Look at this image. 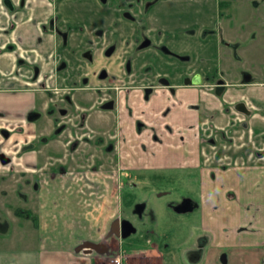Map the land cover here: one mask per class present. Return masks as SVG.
<instances>
[{"label":"rangeland","instance_id":"1","mask_svg":"<svg viewBox=\"0 0 264 264\" xmlns=\"http://www.w3.org/2000/svg\"><path fill=\"white\" fill-rule=\"evenodd\" d=\"M88 1L90 5L94 1L100 2ZM246 1L245 6L244 3L239 5L237 19L239 21L232 33L222 28L226 22L219 16V0H173L152 10L151 16H156L154 22L162 30L163 35L171 41L177 52L186 57L183 61L173 57L171 66L165 68L157 65L155 72L168 74L172 82H184L197 74L209 78V82H215L219 77L225 81L243 80L250 74L256 80L264 79V39L258 37L255 40V35L249 38V34L255 30L257 35H263L264 0L243 2ZM254 1L259 6L254 7ZM99 7L102 8L96 6L92 9L90 6L93 13L90 18L81 17L69 26V30L80 32L78 38L73 41V48L68 51L74 53L75 57L85 49L86 43L90 44L87 36L89 30L106 28L108 17L100 14ZM63 10L67 11L65 8ZM246 19L250 20V23L247 24ZM211 28L217 30L215 35L208 32ZM83 30L87 32L84 33ZM18 37L21 38L20 35ZM224 39L234 42V45L228 47ZM101 41L102 39L99 40ZM16 44L10 43L14 47ZM113 58L115 57L104 58V62L98 68L108 64ZM74 73L83 77L79 85H96L97 79L92 69L84 70L75 62L72 64L70 62L69 68L56 76L55 85L50 86L52 92L66 87L67 81L64 78L68 79ZM134 84L136 82L111 86L106 80L101 81L99 89L81 91L77 112L72 120H69V117L64 118L59 111L60 107L69 109L68 104L62 105L58 100L59 96L54 97L56 101H48L51 110L55 109L54 113H48L43 108V91L12 95L11 98L14 97L16 100L7 99V105L1 102L2 106L5 105L4 107H8L9 110L8 117L0 120L6 121L13 128L9 129L3 125L0 127V164L7 167L14 163L23 167L34 160L41 164L40 169L29 177L0 181V237L6 234L8 242L13 241L9 246L39 248L43 244V248L47 250L71 247L84 251L81 247L87 242H93L111 247L116 245V239L119 238L111 229L112 223L127 217L139 227L140 223H143L145 229L141 231L138 228V231L120 239L121 254L130 252L135 248V243H146L149 236L157 243L162 235L171 242L176 240L175 245L164 249L170 250V253L177 257L184 254L181 243L187 234L183 232V222L179 223L181 226L178 230L177 227H167V221L171 220L169 215H176L169 208L176 209L187 198L186 172L181 166L170 165L169 161H159L160 150L157 143L163 139L158 134L157 137L141 141L139 133L137 134L133 128H125L131 121L143 120L139 114L133 115L134 108L130 111L129 101L136 94L134 90L128 89ZM108 87H111V92H107ZM111 96L116 98V107L102 109L100 101L110 99ZM138 96L146 102L143 90ZM81 107L87 108L90 112L88 126L98 133L88 129L86 123H83L86 127L80 123L76 125L80 119L78 113L81 112ZM62 122L70 125L73 136L70 135V131L63 133L52 141V147L44 144L43 137L35 139L31 133L34 128L32 125L35 124L43 136H48L54 126L57 127L63 124ZM3 131H8L9 135L6 136ZM27 132L30 135H26ZM110 135L114 138L109 142ZM98 136L105 138L104 147H109V143L114 144V149L110 153L108 148L103 150L107 153L105 158L108 162L102 161L100 165L96 163L93 171H87L91 166L82 167L72 157L81 160L83 154H90V159L96 158V155L93 156L95 154L93 141L97 140ZM23 138L28 140L26 148L19 149ZM74 139L81 143L80 150L71 155L67 142ZM167 147L166 150L171 148ZM49 149L53 153L49 152ZM54 153L63 156V164L71 172L64 177L50 179L48 172L55 170L61 163L57 156L55 158L49 156ZM1 156L10 162L5 163ZM103 156L101 154L100 158ZM180 156L178 158L182 161ZM126 163L129 164L128 167ZM120 164L126 166L130 173L143 174L144 181L134 179V175L132 177L137 186L129 182L127 187L122 189L123 167L120 170ZM142 206L145 210L140 209ZM155 224L161 232L157 237L151 232ZM169 229L171 232L166 233ZM106 251L92 252L102 255ZM107 259L109 258L102 255L99 264H106Z\"/></svg>","mask_w":264,"mask_h":264},{"label":"crops","instance_id":"2","mask_svg":"<svg viewBox=\"0 0 264 264\" xmlns=\"http://www.w3.org/2000/svg\"><path fill=\"white\" fill-rule=\"evenodd\" d=\"M21 2L0 0V119L8 117L9 109L4 106L15 99L12 95L43 91L44 75L51 81L56 78L57 38L43 28L54 12V4L49 0H25L22 5ZM262 34L254 33L255 40L264 39V32ZM13 42L17 43L16 47L10 45ZM146 82L142 80L131 87L136 96L129 101L130 111L134 108L135 116L147 113L161 118L165 108L163 96L154 95L146 102L138 96ZM173 83L175 93L170 96L171 112L166 120L172 130L159 131L158 136L163 141L157 144L159 161H169L170 165L181 166L186 172L188 208L177 210L182 204L176 209L169 208L176 215L168 214L171 220L167 221V227L177 228L183 222V232L187 234L181 243L184 254L177 257L164 249L175 245L176 240L171 242L162 235L156 243L149 236L146 243H135V248L123 254L126 256L124 264H264V162L259 158L264 150V79L256 80L250 74L249 79L226 80L227 92L221 98L206 86H197L191 81ZM2 101L6 103L3 106ZM236 101H245L252 110L251 116L228 113L226 108ZM206 123L214 124L227 137L234 135V143L225 137L215 148L207 144ZM2 125L13 128L0 120V127ZM32 126L35 139L43 137L36 125ZM143 135L139 137L141 141L150 139ZM27 141L23 138L19 149L26 148ZM166 146L171 148L166 150ZM215 155L224 157L225 162L214 159ZM1 158L5 163L10 162L4 156ZM40 167L38 160L23 167L14 163L7 167L0 164V181L29 177ZM127 170L126 186L129 182L137 186L134 175V179L144 181L143 174ZM174 220L178 222L173 223ZM140 225L134 223L136 231L145 227L143 223ZM157 227L155 224L151 231L155 237L161 233ZM169 232L170 229L166 233ZM7 238L6 234L0 237V264H99L102 255L110 259L121 254L123 237L119 236L116 245L102 255L71 247L47 250L43 244L39 248H16L9 246L13 241L8 242Z\"/></svg>","mask_w":264,"mask_h":264},{"label":"flooded vegetation","instance_id":"3","mask_svg":"<svg viewBox=\"0 0 264 264\" xmlns=\"http://www.w3.org/2000/svg\"><path fill=\"white\" fill-rule=\"evenodd\" d=\"M49 1L54 4V12L53 14H51L48 21L43 25V28L46 32L54 34L57 38L58 56L56 57V76L63 71H66L69 68L70 62L71 64L75 62L80 66V68L84 70L92 69L97 80L95 83L96 85L94 86H90L89 84L79 85L83 81V77L76 76V74L74 73L68 79L64 78V80L67 81L66 87L55 89V92H52L50 86L55 85V80L51 81V79H49L47 75H44L42 87L43 108L50 114L54 113L55 109L51 110L50 103L48 104V101L55 100V98L59 96L58 100L62 103V105L68 104L69 106V109L60 107L59 111L62 112L64 118L69 117V120H72L77 112V108L79 105L78 101L81 98V91L99 89L101 81L106 80L111 86L126 85L131 84L132 82H136L137 84L141 83L142 80H146V83L148 84H146L142 88L143 93L147 99L146 101H149L154 95L163 96V104H165V108L161 112V118H158L155 114L147 115V113H145V115L143 116L146 117L144 118L143 116L140 117L141 115H139V117L143 118V120H138L136 122L131 121L132 125H126L125 128H133L137 134L139 133L140 138H142V136H145L143 134H146L147 137L154 138L157 137L156 134H158L159 131H171L172 126L166 120L171 112V106L168 104V102L170 96L175 93L174 83L172 82L168 74L158 73L157 71L155 72V69L157 65L168 68L173 64V57L177 58L180 61L185 60L186 57L182 53L177 52L175 48H173L171 41H169L168 38L163 35L162 30L159 29L158 25H156V23L154 22V18H156V16H151V11L167 5L173 0H100V2L98 3H96L97 1L92 2L93 4L91 5L88 0ZM243 1L244 0H219V16L223 17L226 22V25L224 24V26L222 27L224 31H230V33L234 32L235 26L239 21L237 20L239 16V5L241 3H244V5L247 4V1ZM251 1L253 0H248L249 3H251ZM24 2L25 0H22L21 5ZM256 5L259 4L254 1V7H257ZM90 6L92 7V9L96 6H102L103 9L99 7L98 11L100 12V14L106 15L108 17V23L105 29L94 28L88 31L89 34L87 36H89L88 42H90V44L88 45V43H86L85 49L79 54L78 57H75L74 53H70L68 51L73 48V41L78 38L80 32L73 29L69 30V26L73 25V22L77 21L81 17L90 18L93 15ZM63 8H65L67 11L63 10ZM224 10L228 12H224ZM245 21L247 24L250 23V20L248 19H246ZM74 24H76V22ZM262 25H264V21ZM84 31L85 30H83V32ZM208 32H210V35H215L217 30L211 28ZM256 32V30L254 32H251L249 36L251 34L253 35ZM101 39L102 41L99 42V40ZM224 42H226V45L228 47L234 45V42L229 40L224 39ZM144 44L147 45L144 46ZM60 51L62 53H60ZM110 57L115 58L109 61L108 64L98 68V66H100L101 63L104 62V58L108 59ZM35 70H37V68ZM35 76H37L36 71ZM193 77H195V75ZM193 77L188 78L186 81L184 80V82H192ZM202 77L204 80L203 84L197 86H206V88H208L213 95L220 98L227 92V83L224 80V93L222 95L216 94L218 81L221 80V77H219L215 82L210 81V83H208L209 78H205V76L203 75ZM249 78L250 75H247L245 77V79ZM68 82L70 83L68 84ZM58 90L63 92H60ZM106 90L107 92H111V87H108ZM128 90L130 91L131 88ZM241 102L245 103L246 108L252 112L245 101L231 102L229 104V107L226 108V111L232 115L241 113L247 117L251 116V114L247 115L237 109L236 105ZM100 103L102 109H114L116 107L117 101L116 98H113L111 96L110 99L101 100ZM78 114L80 115V119L78 120V124L76 123V125H79V123H86L88 129L95 131L94 128L88 126L89 119L91 117L88 109L85 107H81V112ZM78 114L77 116H79ZM133 115H135V113ZM62 123L63 124H60L61 126H54L50 135L43 136V142L45 145H49V147H52V141L67 131H70V135L73 136L72 128L69 127L70 125H67V123L65 122ZM206 125H208L210 129H213V135L209 138L205 137L207 144L217 146L220 139H225V137H227L225 132L220 131L217 127H215L214 124L210 125L206 123L205 126ZM105 132L103 131V133ZM4 133H7L9 135L8 131H4ZM109 138L110 142L114 137L110 135ZM226 139L233 142L232 139ZM93 142L95 152L93 156L96 155V158L90 159V154H83L81 160L79 158L72 157L73 159L78 161L80 163L79 165L82 167L91 166L90 170L88 169L87 171H93L92 169H95L94 166L96 163L100 165L102 161L108 162V160L105 158V155L107 153H105L104 151L108 148V152L110 153L114 149V144L110 145L108 143L109 147H104L105 138L103 136H98V139L94 140ZM67 144L68 150L71 155L72 153L80 150L81 143L76 142L75 139L73 141H68ZM48 151L51 152V149H49ZM99 151L104 155L102 159L100 158L101 154H99ZM51 153H53V151ZM49 156L51 158H55V156H57V160L61 161V163L57 165V168L55 170L48 172L50 179L64 177L71 172L63 164V156L56 155V153L49 154ZM215 158L216 160H219L220 157L217 158V155H215ZM73 159L70 158V160ZM90 161H92V163ZM51 164H53V162H51ZM119 167L120 170H122L123 166L121 164L119 165ZM121 172L123 173L121 178L123 183L122 189H124L127 187L125 181L126 168L123 167V170ZM141 208H143V206L140 207V209ZM128 221L134 225V222L126 217L123 219L121 218L119 220V224L116 223L117 221L113 222L111 225V229L113 230V232H115V230L127 232L129 228H131ZM106 249H109V246H106Z\"/></svg>","mask_w":264,"mask_h":264},{"label":"water","instance_id":"4","mask_svg":"<svg viewBox=\"0 0 264 264\" xmlns=\"http://www.w3.org/2000/svg\"><path fill=\"white\" fill-rule=\"evenodd\" d=\"M147 44H144V46H146ZM204 82L203 80V77L199 74L195 75V77H193L192 79V83L194 85H202ZM225 91V83H224V80H219L218 81V85H217V88H216V94L217 95H222ZM237 109L244 112L245 114L247 115H250L251 114V111L249 109L246 108L245 106V103L241 102V103H238L236 105ZM5 135H8L7 133H4ZM183 207L179 206L177 207V210H184V209H187L188 208V204H189V201L188 200H185L183 201L182 203ZM185 204V205H184ZM119 224V220H117V222ZM128 223L130 224L131 228H129V230L127 232H121L120 230H115L114 233H116L118 236H121L123 238L127 237L128 235H130L131 233L135 232L136 229L135 227L133 226V224L131 222L128 221ZM86 253H90L92 252L93 250H96V251H99V252H102L104 250H107L106 249V246L103 245L102 243H93V242H87L85 243L82 247H81Z\"/></svg>","mask_w":264,"mask_h":264},{"label":"built area","instance_id":"5","mask_svg":"<svg viewBox=\"0 0 264 264\" xmlns=\"http://www.w3.org/2000/svg\"><path fill=\"white\" fill-rule=\"evenodd\" d=\"M213 129H210V127L208 125L204 126V132L206 133V137L209 138L213 135ZM228 135V134H227ZM216 136V135H215ZM228 139H232L233 143L235 141V136L234 135H229L227 137ZM213 148H215L216 146L211 145ZM260 160H262L264 162V154L259 155ZM215 159V157H214ZM219 161H223L225 162V158L224 157H220ZM232 161H229V164H231ZM126 259V256L123 254H116L113 255L110 259H108V262L106 264H124V261Z\"/></svg>","mask_w":264,"mask_h":264},{"label":"trees","instance_id":"6","mask_svg":"<svg viewBox=\"0 0 264 264\" xmlns=\"http://www.w3.org/2000/svg\"><path fill=\"white\" fill-rule=\"evenodd\" d=\"M263 113H264V111H263Z\"/></svg>","mask_w":264,"mask_h":264}]
</instances>
